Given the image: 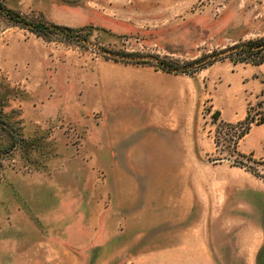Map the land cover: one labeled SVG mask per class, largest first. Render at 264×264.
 <instances>
[{
    "label": "rangeland",
    "instance_id": "obj_1",
    "mask_svg": "<svg viewBox=\"0 0 264 264\" xmlns=\"http://www.w3.org/2000/svg\"><path fill=\"white\" fill-rule=\"evenodd\" d=\"M249 43L264 0H0V264H264Z\"/></svg>",
    "mask_w": 264,
    "mask_h": 264
},
{
    "label": "trees",
    "instance_id": "obj_2",
    "mask_svg": "<svg viewBox=\"0 0 264 264\" xmlns=\"http://www.w3.org/2000/svg\"><path fill=\"white\" fill-rule=\"evenodd\" d=\"M1 8L3 9V11L8 12V14H9L8 16L11 19H13L14 24L21 25V26L29 29L30 31L38 34L39 36H43V37L48 38L51 36V34L63 33L72 39L79 37V35L76 34L77 31L71 27L61 26V25H58L56 23H49V22H46L44 20H40V21H36V22L25 21L15 11H13L11 9H5L3 6ZM75 36H77V37H75ZM253 47H255V46H251V43H249L248 48L243 50V52H247V53H249V55H257L259 57V59H258V61H256V63H258L264 59L263 48H257V49L252 50ZM162 62L165 65H168V63L166 61L162 60Z\"/></svg>",
    "mask_w": 264,
    "mask_h": 264
},
{
    "label": "crops",
    "instance_id": "obj_3",
    "mask_svg": "<svg viewBox=\"0 0 264 264\" xmlns=\"http://www.w3.org/2000/svg\"><path fill=\"white\" fill-rule=\"evenodd\" d=\"M226 72H229L226 81L240 79L245 98L257 97L264 89V59L258 63L243 62L235 71L231 69Z\"/></svg>",
    "mask_w": 264,
    "mask_h": 264
},
{
    "label": "water",
    "instance_id": "obj_4",
    "mask_svg": "<svg viewBox=\"0 0 264 264\" xmlns=\"http://www.w3.org/2000/svg\"><path fill=\"white\" fill-rule=\"evenodd\" d=\"M84 43L89 45V46H91V47H93L94 49L98 50L102 54H104V55H106L108 57L114 58V59L126 60V61H132V62H153V63L161 65L162 67H165L166 69H169V70L174 71V72H182L184 70L182 68L168 67L161 60L156 59L154 57H149V56H131V55H125V54L117 53V52H114V51H111V50H108V49H104L100 45H97L96 43H93V42L88 41V40H84ZM258 48H263L264 49V45H262L261 47H258ZM237 49L238 48H234V49L223 51L222 53L214 55V56L210 57L209 59L216 58V57H219V56H224V55H226L228 53H231V52H233V51H235ZM206 61H202L201 63H204ZM199 64L200 63L194 64V65L197 66Z\"/></svg>",
    "mask_w": 264,
    "mask_h": 264
}]
</instances>
